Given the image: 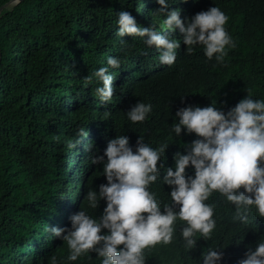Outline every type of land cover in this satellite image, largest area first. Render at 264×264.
I'll use <instances>...</instances> for the list:
<instances>
[{
	"label": "trees",
	"instance_id": "1",
	"mask_svg": "<svg viewBox=\"0 0 264 264\" xmlns=\"http://www.w3.org/2000/svg\"><path fill=\"white\" fill-rule=\"evenodd\" d=\"M11 0H0V7ZM219 7L227 16L226 30L235 47L227 46L220 63L209 60L204 46L187 54L183 34L168 32L180 43L171 66L159 61V51L145 38L117 35L118 13L129 11L141 27L164 32L166 18L157 14L158 0H23L4 7L0 15V264H102L89 252L68 260L66 242L49 228H71L70 216L84 210L99 219L107 206L96 209L85 196L106 184L104 155L108 142L129 137L136 151L140 136L153 148L168 144L150 191L161 211L172 204V186L163 182L166 169L175 170V155L187 154L199 137L184 128L173 131L176 112L215 106L225 114L250 94L264 100V0H169L187 24L196 13ZM110 68L114 96L102 103L95 89L102 86L93 73ZM93 76L91 83L85 77ZM152 105L144 122L133 123L127 112L138 102ZM83 128L87 136L78 135ZM69 143L75 147H69ZM107 157L105 156V161ZM195 175L194 166L186 176ZM240 191H244L243 188ZM99 199V195H98ZM205 203L214 208L212 237L200 233L193 249L185 247L177 219L170 244L146 248V264H203L209 248L223 252L217 264H238L249 248L264 241V217L252 206L248 223L237 218L235 205L214 191ZM179 211V205H173ZM102 229L101 234H108ZM66 234V233H65ZM120 247H123L121 245Z\"/></svg>",
	"mask_w": 264,
	"mask_h": 264
},
{
	"label": "clouds",
	"instance_id": "2",
	"mask_svg": "<svg viewBox=\"0 0 264 264\" xmlns=\"http://www.w3.org/2000/svg\"><path fill=\"white\" fill-rule=\"evenodd\" d=\"M158 3L161 7L156 13L166 16L162 26L166 31L158 32L154 26L141 27L129 11H120L117 35L145 38L149 47L154 45L159 51L160 63L169 66L176 61L180 43L167 33L177 28L183 34L187 54L194 51V46L202 45L209 60L215 56L223 63L226 47H235L225 28L229 18L219 7L198 12L185 24L179 9L168 10L169 0ZM107 65L93 73L102 82L95 92L105 104L112 100L115 91L109 69L118 68L120 60L109 57ZM92 78L90 75L85 80L91 83ZM151 111V104L140 101L127 115L133 123H142ZM176 117L179 119L173 124V131L177 136L186 128L199 138L188 146L187 154L175 155V170L172 167L165 170L163 182L172 186V204L165 205L162 212L160 202L149 190L164 168L158 162L168 144L153 148L140 136L134 152L129 137L120 135L111 139L104 155L93 158L94 164H104L107 183L99 186L98 194L89 190L85 196L93 209L101 199H106L103 215L96 219L81 210L70 216L71 228H49L54 237L67 243L68 260L96 252L103 258L102 264H146L144 250L160 243L170 244L177 219L186 222L181 233L185 247L191 250L196 246L197 233L208 240L216 227L214 208L205 203L214 191L235 205L237 218L243 223H248L252 206L264 217V100H255L249 94L227 114L215 106L189 105L180 108ZM78 135L87 136V132L81 128ZM68 146L75 147L72 143ZM190 165L195 168L194 177L186 176ZM173 205H179V211ZM102 229H108L109 233L101 234ZM222 257V251L209 248L203 254V264H217ZM245 257L238 264H264V241L255 250L249 248ZM52 264H56L55 256Z\"/></svg>",
	"mask_w": 264,
	"mask_h": 264
},
{
	"label": "water",
	"instance_id": "3",
	"mask_svg": "<svg viewBox=\"0 0 264 264\" xmlns=\"http://www.w3.org/2000/svg\"><path fill=\"white\" fill-rule=\"evenodd\" d=\"M21 1H23V0H18V2H21ZM18 2H17V0H11V1L7 2L6 4H4L2 7H0V15H1L4 7L18 3Z\"/></svg>",
	"mask_w": 264,
	"mask_h": 264
}]
</instances>
